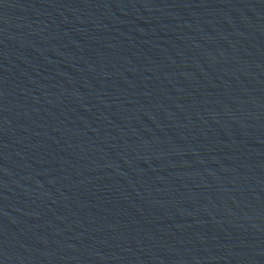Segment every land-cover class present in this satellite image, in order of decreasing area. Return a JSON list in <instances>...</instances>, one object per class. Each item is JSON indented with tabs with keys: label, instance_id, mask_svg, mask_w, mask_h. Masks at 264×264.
Wrapping results in <instances>:
<instances>
[{
	"label": "water",
	"instance_id": "95a60500",
	"mask_svg": "<svg viewBox=\"0 0 264 264\" xmlns=\"http://www.w3.org/2000/svg\"><path fill=\"white\" fill-rule=\"evenodd\" d=\"M0 264H264V0H0Z\"/></svg>",
	"mask_w": 264,
	"mask_h": 264
}]
</instances>
